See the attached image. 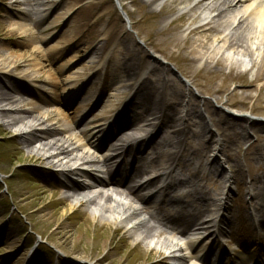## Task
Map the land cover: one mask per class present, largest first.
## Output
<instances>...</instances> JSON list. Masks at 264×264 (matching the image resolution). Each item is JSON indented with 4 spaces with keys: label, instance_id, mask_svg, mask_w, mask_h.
Returning a JSON list of instances; mask_svg holds the SVG:
<instances>
[{
    "label": "bare ground",
    "instance_id": "bare-ground-1",
    "mask_svg": "<svg viewBox=\"0 0 264 264\" xmlns=\"http://www.w3.org/2000/svg\"><path fill=\"white\" fill-rule=\"evenodd\" d=\"M92 1L85 6L83 0H78V21L73 23L69 38L60 39L47 49H43L42 44L52 42L53 38L44 33L64 21L73 8L72 2L67 5V10L60 12L59 5L66 0H14L13 3H20L15 4L17 7L26 5L28 10L14 9V17L1 16L8 24V39L16 35L11 43L20 46L19 49L24 52L18 54L7 45L0 47V80L3 82L0 88L6 91L0 93V123L7 130L15 128L28 154L44 160L60 174L64 180V194L72 203L85 201L93 207L91 214L102 223L124 228L131 238L136 237L140 242L149 240V246L160 247V252L170 264H186L188 260L191 264H246L264 255V143L250 132L261 125L254 119L218 110V98H215V103L200 99L190 83L200 73H209L213 69H219L222 75L224 69L232 73L241 67L248 71L257 67L255 79L263 82L255 87L259 94L264 88V1L168 0L166 8L177 4L178 12L186 15L189 23L187 35L174 34L176 26L171 31L160 29V35L168 38L162 44L149 42L153 53L141 43L133 44L129 51L134 56L123 64L119 72L112 71L110 63L111 59L118 60L121 53L112 52L113 39H107L109 46L97 43L93 47L90 39L83 37L84 34L93 37L96 26L103 21V15L94 12L104 8L97 7L103 4V0H95L98 5ZM145 3L150 8L161 6V24L167 22L168 12L158 0ZM112 4L111 7L123 12L119 0H113ZM34 7L43 8L45 14L38 17ZM108 9L104 8L103 12ZM169 23L172 21L165 26ZM123 27L131 29L127 16ZM206 32L212 33L209 41L203 36ZM86 53L96 58L92 65L104 69V81L99 84L101 88L83 99L80 92L71 94L70 100L77 102L72 118L59 109H51V106L57 105L59 96L50 86L48 89L34 86L37 91L49 95L43 101L48 103V108H42L38 101L29 102L22 95L8 90L10 72L16 68L17 59L27 56L29 63L22 75L30 74L29 77L36 78L46 68L51 73L50 67L43 66L44 60L51 56L55 61L62 62L58 65V74L61 78L67 76L63 85L70 89L79 87L81 91L82 87L86 88L85 84L82 86L81 79L87 76L72 77L69 72L80 62V54ZM156 53L168 61L187 59L190 68H187L186 74L191 79L188 80L186 74L185 78L182 77L174 68L163 64ZM179 53H183V57ZM142 68L147 76L140 80L137 76ZM93 76L86 81L90 83ZM107 80L119 85L116 91L124 92L122 102L117 103L116 91L104 83ZM225 87L226 83H223L222 88ZM108 99L112 102L103 105ZM246 99L238 105L244 107ZM152 105H156L157 112L151 115L148 123L138 124L141 115L152 110ZM94 108L97 118L89 120ZM236 120L246 124L240 127V133L230 126ZM218 123L220 127L212 130ZM114 128L122 131V139H114L111 132ZM163 128L168 129L167 135L162 133ZM241 142H251L252 148H255L253 156L247 157L256 165V172L252 170V175L251 167L246 171L253 177L246 185V195L248 213L258 223L251 222L246 229L235 228L222 237L224 228L234 219L236 201L240 198L234 186L239 174L242 176L244 172L232 148H237ZM209 154L211 161L205 164L203 161ZM225 164H232L235 171L226 174ZM195 165L197 168L193 167ZM142 170L149 173L144 181H141ZM159 174L170 189H177V185L182 183L180 178L177 183L178 176H186L183 188L189 190L181 189L179 194L184 197L182 201L188 199L195 203V210L192 213L187 211L186 202L179 203V211L171 210V213L191 218L186 228L185 222L163 214L157 192H154L159 187L160 181H156ZM123 186L134 200L129 205L116 204L105 193L108 187ZM163 187L160 186L161 189ZM193 189L199 192L194 197L190 194ZM201 191L203 194H200ZM123 196L124 193H120L118 197L122 199ZM167 225L172 226L170 231L177 236L190 237L186 242L172 236L173 242L178 243L180 248L190 251L187 256L173 247L162 246L160 241L153 243L154 238L168 234ZM220 236L222 239L237 236L236 248L221 251ZM196 247L201 249L196 252Z\"/></svg>",
    "mask_w": 264,
    "mask_h": 264
},
{
    "label": "rangeland",
    "instance_id": "rangeland-1",
    "mask_svg": "<svg viewBox=\"0 0 264 264\" xmlns=\"http://www.w3.org/2000/svg\"><path fill=\"white\" fill-rule=\"evenodd\" d=\"M88 1L90 0H83V4L87 6L86 3ZM94 1H92L93 4H99ZM119 1L123 6V12L111 7L113 0H103V4L97 6L98 9L101 7L109 9L104 12V8L98 12L94 10L97 15H103V21L96 26L92 33L94 34L93 37L89 38L88 35H83L86 40L90 39L93 47L97 43L101 44V46H109L107 39L110 41L111 39L114 40L112 52L118 51L121 53L118 55V60L111 59L112 71H121L123 64L129 62L128 60L132 55L134 56L129 49L135 43H141L148 51L153 53L149 47V42L162 44L168 38L166 35H160V29L166 28L171 31V28L176 26L177 30L174 31V34L187 35L189 23L186 15L178 12L177 4L169 9L168 7L166 8L168 0H158L159 4L163 5L164 10L168 12V15H166L167 22L172 21V23L165 26L167 22L161 24V6L150 8L145 3L148 0ZM6 2L7 0H0V47L7 45L6 47L11 48L18 54H22L24 50H20V46L18 47L17 44L11 43L17 36L13 35L8 39V24L4 17H14L15 12L13 9L21 10L26 5L20 7L10 6L13 9L7 10ZM70 2H72L73 8L64 21L58 23L55 29L44 33L45 35H51L53 40L48 44H42L43 49L49 48L51 44L60 39L69 38L73 23L78 21V0H66V3H60L59 5L60 12H62L67 10V5ZM40 9L42 11L40 14H45L43 8ZM1 16L4 17L2 18ZM126 16L130 19L131 29L129 27L124 29L123 27V21ZM54 17H51L48 21H51ZM152 23L155 25H152ZM44 27L45 25L42 26V28ZM55 35L57 37H54ZM211 35V32L203 34L208 41ZM179 54L183 57V53ZM155 55L163 64L174 68L179 75L184 78L187 76L188 80L191 79L186 74L187 68H190L189 64L186 63L187 59L168 61L158 53ZM80 56V62L69 73L72 77L87 76L85 79L80 78L82 86L85 84L86 87H82L81 91L79 87L78 89H70L68 86L63 85L67 76L61 78L58 74V65L62 62L55 61V58L51 56L44 60L43 65L44 67H50L52 69L51 73L47 72L46 68L36 78L29 77L28 75L30 74L22 75L26 70L25 66L29 63V58L25 56L22 59H17L14 64L16 68L10 72L9 80L11 83L7 84L8 90L22 95L29 102L38 101V105L42 108H48L50 107L48 103L43 101L49 95L37 91L34 86H44L47 89L50 86V89L59 96L57 105L51 106V109H59L72 118V113L77 108V102L74 103V100L73 102L70 100L71 94L80 92L82 93V99L89 94L91 95L95 89L101 88L99 84L103 83L105 76L104 69H101L96 64L92 65L93 61H96L94 56L88 53L80 54ZM256 70L257 67H253L251 71L241 67L239 71L229 73L227 69H224L221 71V75L219 69H213L209 73H200L197 78L191 79L190 83L200 99L215 103V98H218L219 103L216 105L218 110L224 113H231L236 117H247L258 121L261 126H255L254 130L250 132L253 136L260 137L261 142L264 143V88L257 95L255 87L258 83L262 84L263 82L255 79ZM92 75L94 76L89 83V80H86ZM146 76L147 72L142 68L137 78L142 80ZM129 82L131 81H127V83ZM104 83L111 90H117L116 87L119 86L110 80ZM223 83H226L225 88H222ZM2 84L3 82L1 81L0 86ZM3 92L6 91L0 88V93ZM65 95L66 97L63 98ZM114 95L117 96V103L119 101L122 102V98L125 96L123 91H116ZM184 95L185 92L182 94L183 99ZM245 98H247L245 106L241 107L238 105ZM108 101L110 102L111 99L106 100L103 105L108 104ZM102 106L100 105L99 107ZM91 107L92 105H90ZM151 108L150 112L141 115L138 124L151 119V115L157 112L156 105H152ZM95 109L92 110L93 113L90 114L89 120L97 118V114L94 112ZM220 119L222 120V118ZM220 125L218 123L212 130L216 131ZM230 126L235 132L240 133V127H245L246 124L244 121L236 120ZM14 130L16 129L10 128L7 130L0 123V264H170L160 252V247L155 249L154 246H149V240L140 242L136 237L131 238L127 234L126 229L119 228L112 223H102L91 214L93 207L87 204H82L81 206L76 203L73 204L67 198L69 196L64 194L62 186L64 180L60 174L54 168L48 166L44 160L31 157L27 149L21 144L20 136ZM163 132L166 135L169 133L165 128L162 129ZM251 144V142H241L237 148H232L240 160V167L244 173H242V176L239 174L236 186H234V190L240 196L239 200L236 201L234 219L228 227L224 228L225 231L222 235L226 234L227 236V233L235 228L246 229L251 226L246 195L248 192L246 185L253 179L246 171L251 167L253 168L251 169V174L253 175L256 172V165L247 160V157L251 158L250 156H253L255 152V148H252L253 145ZM34 145L32 144V146ZM210 161L211 157L209 154L203 162L206 164L210 163ZM193 167L197 168L196 165ZM223 167L226 174H231L235 171L232 164H225ZM179 178L182 179V183L178 184L177 188L184 187L183 182L186 176H178V179L176 178L177 183H179ZM198 193L192 191L191 195L194 197ZM200 194H203V191ZM35 211H39V213L37 214ZM163 214L168 218L183 222L192 221L188 216H172L166 212ZM237 239V236L230 239H221V242L224 243L220 244L221 251L235 248L234 241ZM158 241L162 242V246H167L164 237L154 238L153 243L155 244ZM200 249L196 247V252ZM180 252L186 256L189 254L188 250ZM191 263L190 260L186 262V264Z\"/></svg>",
    "mask_w": 264,
    "mask_h": 264
}]
</instances>
